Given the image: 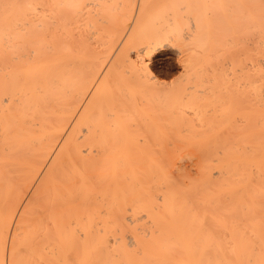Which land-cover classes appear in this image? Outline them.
Listing matches in <instances>:
<instances>
[{"label":"bare ground","instance_id":"bare-ground-1","mask_svg":"<svg viewBox=\"0 0 264 264\" xmlns=\"http://www.w3.org/2000/svg\"><path fill=\"white\" fill-rule=\"evenodd\" d=\"M82 1L0 0V264H264V0H215L246 10L247 132L197 162V146L182 162L189 148L138 145L128 126L189 140L174 129L180 92L157 90L146 59L172 48L197 77L202 12L170 0L136 36L106 38L128 74L102 69L88 95L81 42L104 44L76 25Z\"/></svg>","mask_w":264,"mask_h":264},{"label":"rangeland","instance_id":"rangeland-1","mask_svg":"<svg viewBox=\"0 0 264 264\" xmlns=\"http://www.w3.org/2000/svg\"><path fill=\"white\" fill-rule=\"evenodd\" d=\"M98 1L83 0L79 3L78 12L81 15L76 13L78 16L76 25L90 33V40H100L104 44V48L97 52L94 49V44L88 46L85 41L82 40L81 42V50L86 58V80L88 82L86 81L85 85L88 95L91 89L90 79L96 78L102 72V69H104L103 74H106L111 80L116 79L122 71H124V74H128L124 66L116 67L117 62H120L122 52L120 50H108L105 44L106 38L117 37L120 33L123 36L126 34V37L129 35L131 38L136 36L140 33L145 20L156 14L157 10L162 9L161 7L170 3V0H135V3L125 5V8L121 9L113 5L115 2H108L110 5L99 6L97 5ZM190 2L198 8L199 13L202 12V16L208 24V39L206 45L200 48V54L205 60L203 59L202 63L196 64L193 68L198 72L197 77H195V74L192 75V68L179 60L172 48L162 49L152 55L151 59H146V63L153 71L154 78L162 85L157 90L180 92V108L172 112L165 111V113H175L177 123L174 129L176 134H184L185 138L188 136L189 140L185 138V140L178 139L176 135H173L175 133L169 132L170 129L166 131L164 140H155L146 133L142 121L138 117H134L132 123L130 122L131 126H128L131 129H137L139 132V136L135 141L138 145H164L173 149L180 146L179 149L184 147L187 150L189 148L186 155L188 160L183 153H186V149V151L183 149V152H180L184 154L181 155L184 156L182 157L183 160L179 156L176 157L178 159L176 160L174 156L177 153H173V160L179 161L181 159L182 162L197 159L198 150H200L199 156L202 155L203 157L199 159L203 161L205 159L203 152L205 153L207 150L214 151L219 146L227 147L231 145L230 141L233 138L235 139V133L239 130L242 131V139H245L244 136L247 132L246 99L244 96L247 89L246 71L248 61L247 43H245L247 30L241 25L246 20V10L242 12L240 10L235 11L227 4L217 7L218 3L215 0H191ZM181 5L184 6L185 4L182 3ZM186 8L181 12L185 14ZM93 11L97 13L95 14ZM110 15L117 18V21L105 22L104 20ZM184 39L187 41L186 38ZM176 45L179 46L177 42ZM112 107L111 113L124 108L119 101L115 102ZM155 113L160 114L162 111L158 110ZM180 115L184 116L181 118ZM113 117L107 115L106 121L111 120ZM183 119L187 121L188 126L182 123ZM157 120L160 123L166 122V117L161 116ZM187 127L188 129H186ZM76 128L79 133H84L83 130ZM164 128L167 129V127ZM191 130H196V133L193 132L194 136L196 135L194 138L192 135L189 137V134H193ZM196 146L197 150L195 149ZM192 150H196L197 153L194 152L196 157ZM190 151L194 155L193 160L190 158L193 157L190 156ZM178 155L180 154L178 153ZM195 162L197 161L195 160Z\"/></svg>","mask_w":264,"mask_h":264}]
</instances>
